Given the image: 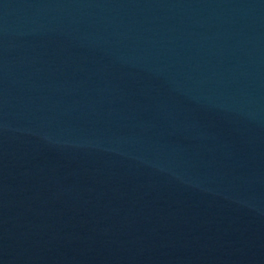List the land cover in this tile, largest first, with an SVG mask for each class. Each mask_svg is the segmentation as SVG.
Segmentation results:
<instances>
[{"label":"water","instance_id":"water-1","mask_svg":"<svg viewBox=\"0 0 264 264\" xmlns=\"http://www.w3.org/2000/svg\"><path fill=\"white\" fill-rule=\"evenodd\" d=\"M0 264H264V0H0Z\"/></svg>","mask_w":264,"mask_h":264}]
</instances>
